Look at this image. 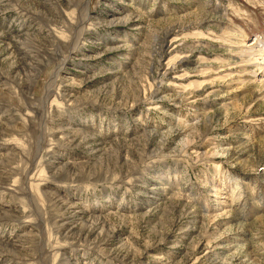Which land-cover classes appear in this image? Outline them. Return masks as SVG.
<instances>
[{
  "label": "rangeland",
  "instance_id": "1",
  "mask_svg": "<svg viewBox=\"0 0 264 264\" xmlns=\"http://www.w3.org/2000/svg\"><path fill=\"white\" fill-rule=\"evenodd\" d=\"M252 43L264 0H0V264H264Z\"/></svg>",
  "mask_w": 264,
  "mask_h": 264
},
{
  "label": "bare ground",
  "instance_id": "2",
  "mask_svg": "<svg viewBox=\"0 0 264 264\" xmlns=\"http://www.w3.org/2000/svg\"><path fill=\"white\" fill-rule=\"evenodd\" d=\"M89 1L86 2V5L84 6V10L86 11L87 16L85 18H89ZM85 13V12H84ZM75 20V19H74ZM85 25V24H84ZM176 33V32H175ZM166 41V40H165ZM79 42V41H78ZM78 44V43H77ZM255 44V46H254ZM77 47V46H76ZM245 58L247 60V63H251L252 66L254 68H258L259 69V73L262 74V76L264 77V45L263 44H256V43H252L250 44L249 48L246 49V53H245ZM177 58V57H176ZM168 64V63H167ZM174 64V63H173ZM172 65V63H171ZM167 68V67H166ZM169 69V68H168ZM172 69V68H171ZM257 71L255 72L254 77L252 78V82L254 84L257 85V83H260L258 81L259 75ZM229 75V74H228ZM59 76V70L55 73V75L53 76L54 78ZM62 76V75H61ZM227 76V75H226ZM61 78V77H60ZM56 80V79H55ZM62 81V80H61ZM73 81V80H72ZM60 82V81H59ZM63 83V82H62ZM50 84V83H49ZM52 86V84H50L48 86L47 89H50ZM46 89V90H47ZM54 89V88H53ZM51 92V91H50ZM53 92V91H52ZM47 93V92H46ZM56 93V92H55ZM49 95V93H48ZM256 95V94H255ZM259 95V94H258ZM51 97V96H50ZM256 97V96H255ZM66 98V97H65ZM258 98V97H256ZM52 99V98H51ZM56 103V102H55ZM53 104V103H52ZM33 109V108H32ZM35 110V109H34ZM35 112V111H34ZM44 112V111H43ZM38 113V112H37ZM32 119V118H31ZM11 120V119H10ZM50 123V122H49ZM47 124V123H46ZM6 125V124H5ZM8 127V126H7ZM21 127V126H20ZM8 129V128H7ZM9 131V130H8ZM10 133V132H9ZM63 135V134H62ZM51 136V135H50ZM71 138V137H70ZM17 142V141H16ZM74 143V141H71V144ZM17 145V144H16ZM15 146V144H14ZM21 147V146H20ZM19 147V148H20ZM17 149V148H16ZM21 151V150H20ZM226 152V151H225ZM227 154L229 155V151L227 152ZM18 155V154H17ZM54 202H57L56 205L59 207L60 210H63V215L67 214L71 209H73V207L67 206L65 205L63 202H61L60 200L57 201L56 198L54 199ZM8 248V247H7Z\"/></svg>",
  "mask_w": 264,
  "mask_h": 264
}]
</instances>
